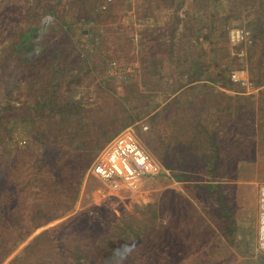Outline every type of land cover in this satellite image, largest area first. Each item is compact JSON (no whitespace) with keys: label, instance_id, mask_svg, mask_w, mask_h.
I'll list each match as a JSON object with an SVG mask.
<instances>
[{"label":"rangeland","instance_id":"374dc122","mask_svg":"<svg viewBox=\"0 0 264 264\" xmlns=\"http://www.w3.org/2000/svg\"><path fill=\"white\" fill-rule=\"evenodd\" d=\"M125 128L169 174L90 172ZM262 184L264 0H0V264H264Z\"/></svg>","mask_w":264,"mask_h":264},{"label":"built area","instance_id":"2783aa9c","mask_svg":"<svg viewBox=\"0 0 264 264\" xmlns=\"http://www.w3.org/2000/svg\"><path fill=\"white\" fill-rule=\"evenodd\" d=\"M233 45L252 43L250 30L232 27L227 33ZM230 79L244 93L256 90V85L247 76L231 72ZM90 172L111 187L125 186L131 190L141 188L143 183L169 171L158 162L140 143L131 128L117 133L101 150L91 165ZM257 245L264 252V184L259 187L257 212Z\"/></svg>","mask_w":264,"mask_h":264},{"label":"trees","instance_id":"16d2710c","mask_svg":"<svg viewBox=\"0 0 264 264\" xmlns=\"http://www.w3.org/2000/svg\"><path fill=\"white\" fill-rule=\"evenodd\" d=\"M43 45H40V48L43 50ZM38 53H41V50H38ZM32 56V55H30ZM28 57L27 60H31V57ZM91 161V159H88V163ZM86 163V162H85ZM86 166V165H85ZM84 167V166H83ZM83 167L81 168V171L77 169V176L82 172ZM155 228L150 230L149 233L145 235V237H150L151 235L154 237H157V234L154 232ZM139 237V233H137V230H132L131 227H128L126 231L123 233L122 239H127V241ZM101 243L99 244V248L101 251V255L94 258L95 260L100 261L101 263H108V264H134V257H127L125 253H121L119 249H113L112 248V243L113 241H105V243L102 244V239L100 241ZM79 250V249H76ZM159 254H162L163 251L161 249H158L157 251ZM77 259L82 258V261L85 263H88L89 261H95L90 257L87 252H78L74 255ZM163 258H165L163 256Z\"/></svg>","mask_w":264,"mask_h":264}]
</instances>
